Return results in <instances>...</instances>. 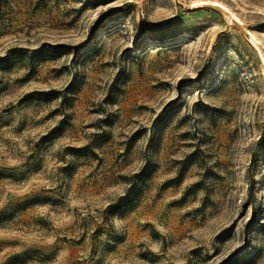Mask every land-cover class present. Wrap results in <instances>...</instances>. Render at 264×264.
I'll use <instances>...</instances> for the list:
<instances>
[{
    "label": "rangeland",
    "instance_id": "1",
    "mask_svg": "<svg viewBox=\"0 0 264 264\" xmlns=\"http://www.w3.org/2000/svg\"><path fill=\"white\" fill-rule=\"evenodd\" d=\"M0 264H264V0H0Z\"/></svg>",
    "mask_w": 264,
    "mask_h": 264
},
{
    "label": "trees",
    "instance_id": "2",
    "mask_svg": "<svg viewBox=\"0 0 264 264\" xmlns=\"http://www.w3.org/2000/svg\"><path fill=\"white\" fill-rule=\"evenodd\" d=\"M146 178L147 174L144 172V170L133 174L128 180L129 184L124 195L120 196L115 203L110 204L106 207V216L123 217L128 214L132 210V208L140 201L141 195L143 194V185L146 181ZM180 180L181 176L179 175L177 178L167 181L163 185V187L167 188L172 184L179 183ZM102 231H105V228L98 226V228L95 229L93 236L102 233ZM107 245L109 244L107 243Z\"/></svg>",
    "mask_w": 264,
    "mask_h": 264
},
{
    "label": "bare ground",
    "instance_id": "3",
    "mask_svg": "<svg viewBox=\"0 0 264 264\" xmlns=\"http://www.w3.org/2000/svg\"><path fill=\"white\" fill-rule=\"evenodd\" d=\"M199 2V1H198ZM195 4H197V3H195ZM199 4V3H198ZM217 4V3H216ZM193 6V5H192ZM195 7V6H194Z\"/></svg>",
    "mask_w": 264,
    "mask_h": 264
}]
</instances>
